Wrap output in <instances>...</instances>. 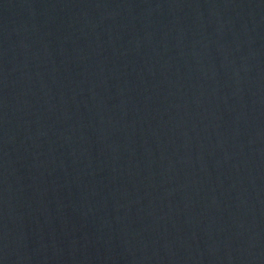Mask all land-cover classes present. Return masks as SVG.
<instances>
[{
  "label": "water",
  "instance_id": "water-1",
  "mask_svg": "<svg viewBox=\"0 0 264 264\" xmlns=\"http://www.w3.org/2000/svg\"><path fill=\"white\" fill-rule=\"evenodd\" d=\"M0 264H264V0H0Z\"/></svg>",
  "mask_w": 264,
  "mask_h": 264
}]
</instances>
